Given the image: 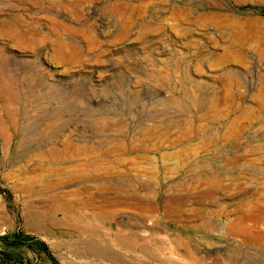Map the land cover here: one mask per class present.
Segmentation results:
<instances>
[{
	"label": "rangeland",
	"instance_id": "rangeland-1",
	"mask_svg": "<svg viewBox=\"0 0 264 264\" xmlns=\"http://www.w3.org/2000/svg\"><path fill=\"white\" fill-rule=\"evenodd\" d=\"M0 78V264H264V0H0Z\"/></svg>",
	"mask_w": 264,
	"mask_h": 264
},
{
	"label": "bare ground",
	"instance_id": "bare-ground-1",
	"mask_svg": "<svg viewBox=\"0 0 264 264\" xmlns=\"http://www.w3.org/2000/svg\"><path fill=\"white\" fill-rule=\"evenodd\" d=\"M21 1H23L24 3H28L30 0H21ZM8 29L9 30H16V27L15 26H10V27H8ZM14 82L15 81H13V80H10L9 78H4V79H1L0 78V101L1 102H3V103H6L7 105L9 104L10 106L12 105H18L20 102H19V99H20V96H19V98H18V95L17 94H15L14 92H13V87H14ZM17 83V82H16ZM20 112H21V110H20ZM13 113V112H8L7 113V115H6V121H7V124L9 125V127H10V129L13 131V133H12V136H10V135H8V133L6 132V130L4 129V128H0V136H1V138L3 137V138H5L4 140H7V141H13L14 140V142H16V144L17 145H19V150L15 153V156H17V157H22V156H24L25 154H24V152L27 150V152L29 151V149L28 148H26V146L25 145H27V144H25V142H24V139L23 138H19V137H17L15 134L16 133H18L21 129H27V130H30V127H28V125H30V124H26V122H25V124L26 125H24L23 123H21V121H20V116H21V114L22 113ZM28 123V122H27ZM30 123V122H29ZM20 125H21V127H20ZM2 126V124L0 125V127ZM38 130V129H37ZM38 132V131H37ZM20 135V134H19ZM16 139H17V141H16ZM30 140V139H29ZM9 141V142H10ZM68 145H70V143H67ZM110 144V143H109ZM121 149H123V148H121ZM121 149H118V150H120L121 151ZM7 150V149H6ZM117 150V151H118ZM71 153H68V155H70V156H74L75 155V153L73 152V150L72 151H70ZM79 152H81V151H79ZM3 153H4V150H3ZM6 153H7V151H6ZM50 153H52V156H57V152L56 151H54V150H51V152ZM82 153V152H81ZM48 153H44V154H42V155H47ZM86 154V153H85ZM115 155L116 156H119L120 154H119V152H115ZM40 156V155H39ZM28 157V156H27ZM41 157V156H40ZM6 158H7V156H6ZM61 204H59V206H58V208L57 209H61L62 207H63V205L62 206H60ZM55 208V207H54ZM55 210V209H54ZM77 222H79V223H81L82 222V220L81 219H79V221H77ZM83 223L84 224H86V226L88 227V226H91V225H93L91 222H88V221H83ZM73 224V223H72ZM86 244V243H85ZM89 245V244H88ZM86 246V245H85ZM84 246V247H85ZM86 249V248H85ZM145 249V250H144ZM90 255H95V256H103V253H102V250H100L99 248H98V246L96 247V246H87V250H86ZM141 251L143 252V253H146L147 252V247L145 248H141ZM109 255V254H108ZM93 261V260H92Z\"/></svg>",
	"mask_w": 264,
	"mask_h": 264
}]
</instances>
